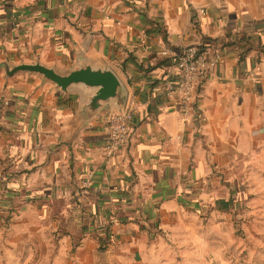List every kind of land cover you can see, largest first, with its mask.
I'll return each mask as SVG.
<instances>
[{
  "label": "crops",
  "instance_id": "1",
  "mask_svg": "<svg viewBox=\"0 0 264 264\" xmlns=\"http://www.w3.org/2000/svg\"><path fill=\"white\" fill-rule=\"evenodd\" d=\"M15 8L24 13L20 27ZM182 34L196 45L205 37L231 43L208 51H219L221 60L194 89L187 121L180 95L166 92L178 73L156 67L179 53ZM262 49L264 0L0 4V61L40 57L63 68L84 51L115 69L129 89L125 110L136 111L127 145L108 158L107 119L94 118L72 142L78 93L57 91L33 75L6 80L0 73V177L10 178L5 192L0 179V218L37 242L50 234L62 249L70 244L101 255L98 235L107 222L116 242L111 248L119 251L120 242L156 238L176 211L212 206L213 196L225 192L222 179L247 166L263 169ZM218 168L223 173L215 174Z\"/></svg>",
  "mask_w": 264,
  "mask_h": 264
},
{
  "label": "rangeland",
  "instance_id": "2",
  "mask_svg": "<svg viewBox=\"0 0 264 264\" xmlns=\"http://www.w3.org/2000/svg\"><path fill=\"white\" fill-rule=\"evenodd\" d=\"M258 164L263 169L247 166L236 178L222 179L225 192L213 196L212 206L176 211L156 238L120 242L119 251L111 248L115 242L101 255L70 244L62 249L50 234L37 242L0 218V264H264V162Z\"/></svg>",
  "mask_w": 264,
  "mask_h": 264
},
{
  "label": "water",
  "instance_id": "3",
  "mask_svg": "<svg viewBox=\"0 0 264 264\" xmlns=\"http://www.w3.org/2000/svg\"><path fill=\"white\" fill-rule=\"evenodd\" d=\"M0 73L9 80L16 75H33L41 84H51L53 89L65 94L76 92L80 102L74 117L72 142L80 131L91 125L94 118L107 119L116 110H125L129 89L115 69L103 59H90L84 51L77 54L74 65L50 66L37 57L34 61H0Z\"/></svg>",
  "mask_w": 264,
  "mask_h": 264
},
{
  "label": "built area",
  "instance_id": "4",
  "mask_svg": "<svg viewBox=\"0 0 264 264\" xmlns=\"http://www.w3.org/2000/svg\"><path fill=\"white\" fill-rule=\"evenodd\" d=\"M15 13L18 18L16 26L23 25L22 17L24 13ZM181 53L175 65L172 66L175 72L178 73L176 82L167 83L166 92L169 95H180L181 102V117L184 121L188 120L189 112L195 108L194 89L212 76L214 68L220 63L221 54L219 51L204 52L200 50L199 45L190 43L186 34L180 36ZM170 77V74H168ZM7 103V102H6ZM205 118V117H204ZM136 122V111L125 110L112 112L107 118L108 132L111 143L107 147L108 158L116 155L118 151L125 147L129 141L131 127ZM9 178L4 176L2 181H7ZM85 187L91 186L92 181L88 179L84 182ZM113 224L119 223V217L114 214L112 217Z\"/></svg>",
  "mask_w": 264,
  "mask_h": 264
},
{
  "label": "trees",
  "instance_id": "5",
  "mask_svg": "<svg viewBox=\"0 0 264 264\" xmlns=\"http://www.w3.org/2000/svg\"><path fill=\"white\" fill-rule=\"evenodd\" d=\"M157 25L158 22H156ZM247 40H243L242 42H245ZM238 42V40H237ZM231 45V43H229L226 39L222 40L220 38H203L202 43L199 45L200 50L204 51V52H208L210 49H218V48H225V47H229ZM182 49V47H181ZM262 52H264V49L261 50ZM181 53V50L179 51V53L176 56L173 57H164L161 59V61L159 63H156V67H160V68H166L168 66H173L175 65L179 54ZM4 176H8L7 174H3V176L0 177L3 178ZM10 178L7 181H3L2 185L3 188L1 189L2 191H6V190H10V188L8 186H6L5 184L9 183ZM4 192L0 193V197L3 198L4 197ZM232 194H235L236 196L239 195V193L235 190H232ZM208 195L206 194V197ZM235 196V198H236ZM106 230L103 231V233H100L98 235V242L100 244L99 249L101 251H105V249L107 250L108 246L110 247V245L114 244L115 242V237H114V233L111 230V225L107 222L106 223ZM151 238L154 237V235H150Z\"/></svg>",
  "mask_w": 264,
  "mask_h": 264
}]
</instances>
